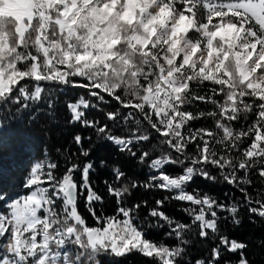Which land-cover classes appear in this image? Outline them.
Instances as JSON below:
<instances>
[{
    "label": "snow or ice",
    "instance_id": "1",
    "mask_svg": "<svg viewBox=\"0 0 264 264\" xmlns=\"http://www.w3.org/2000/svg\"><path fill=\"white\" fill-rule=\"evenodd\" d=\"M74 89L66 124L92 131L72 136L75 152L57 147L58 159L45 147L21 189L0 192V264H112L132 253L251 264L248 244L220 223L238 226L241 208L264 223V0H0V130L25 113L32 122L41 102L56 122L59 94ZM201 120L214 126H192ZM105 143L147 178L114 164L111 180L94 181L108 163L90 157ZM213 173L234 190L224 200L191 187L197 177L215 184ZM136 189L172 195L130 202ZM109 199L111 214L101 210ZM170 200L187 203V223L164 210ZM162 225L175 244L148 237ZM194 229L212 246L185 259Z\"/></svg>",
    "mask_w": 264,
    "mask_h": 264
},
{
    "label": "trees",
    "instance_id": "2",
    "mask_svg": "<svg viewBox=\"0 0 264 264\" xmlns=\"http://www.w3.org/2000/svg\"><path fill=\"white\" fill-rule=\"evenodd\" d=\"M79 89L68 90L66 95L59 94L60 104L57 105L55 112V121L52 122V118L45 115L47 108L43 102L39 103L37 107L39 108V114L35 116V119L30 122L29 114L25 113L23 118L14 119L8 123L2 130H0V192L5 191H19L23 184L24 178L33 163L34 160L42 159V150L47 147L51 158L53 160L58 159L55 154V149L57 147L64 149L70 147L73 152L77 151L76 146L71 144L70 141L72 136L79 132L84 136H88L91 133V129L81 128L79 125H67V114L66 110L62 107L66 99H72L75 96L80 94ZM56 95V94H54ZM45 98H47V93H45ZM198 108H205V105L198 103L196 105ZM195 111V108L191 109ZM32 112H36V108L32 109ZM98 115L93 111L89 112V116ZM254 117H250L253 119ZM193 127H213V122L208 121H197L193 122ZM93 141H95V136H92ZM157 141L155 137L150 141V143L145 144L146 148H151L153 144H156ZM88 146V141H85V147ZM161 149L158 147L156 153L158 154ZM82 159V158H81ZM90 159H95L97 162L100 159H104L108 163L107 168L98 169L93 175L94 181H103L104 179L111 180V173L109 168L114 164H119L122 169L126 172L128 177L133 179L145 180L149 169L146 166L139 165L136 161L131 159H126L125 156L119 153L111 144H100L98 145ZM62 162V161H61ZM179 171V169H176ZM217 175V173H213ZM250 178L253 180V187L249 188L248 191L252 192L255 195L254 188H258V177L255 174H252ZM100 191L103 192V185L100 184ZM191 187H196L202 189L205 192L210 193L214 197H217L221 200L225 199V193H232L234 190L227 184H221L219 176L215 184L205 181L197 177L192 183ZM165 195H172V193L164 191H153L145 192L143 189H136L132 193L130 202L139 201L141 199L148 200L151 204L155 199L161 198ZM237 197L240 196L239 192H236ZM188 207L186 202H177L175 200H170L164 210L168 215L187 223L189 218L179 209ZM102 211H106L108 214H111L113 211V201L106 200L105 206ZM80 211L84 212L83 204H80ZM146 209H142V214ZM221 215H225L221 213ZM241 217V223L238 226L232 225L230 222L221 221L220 228L222 231L227 230V234L235 238L238 241H243L248 244V248L245 249L247 258L251 264H264V244L261 243L264 240V223L259 222L258 218L257 223H252L249 221V217L246 209L241 208L239 212ZM89 223L92 221L89 218ZM166 225L158 230L149 229L148 237L152 240L159 241L164 237V233L167 231ZM169 244H175L174 239H167L164 237ZM192 241V246L187 249L185 254V259L188 255L193 257H200L206 255L210 250L212 244L210 241L201 240L198 236L195 235V229L193 233L186 237ZM2 242V241H0ZM226 259L235 260L236 256L226 254ZM103 264H109L107 257H102ZM112 264H152L151 258L143 257L141 254L132 253L127 255L122 259H117L112 262ZM223 264V261H221Z\"/></svg>",
    "mask_w": 264,
    "mask_h": 264
},
{
    "label": "rangeland",
    "instance_id": "3",
    "mask_svg": "<svg viewBox=\"0 0 264 264\" xmlns=\"http://www.w3.org/2000/svg\"><path fill=\"white\" fill-rule=\"evenodd\" d=\"M4 240V242L6 243V239H0V241H3Z\"/></svg>",
    "mask_w": 264,
    "mask_h": 264
}]
</instances>
